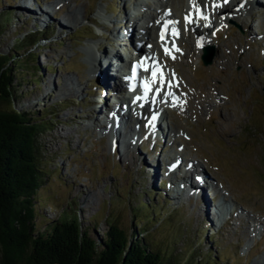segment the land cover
<instances>
[{
    "label": "rangeland",
    "instance_id": "rangeland-1",
    "mask_svg": "<svg viewBox=\"0 0 264 264\" xmlns=\"http://www.w3.org/2000/svg\"><path fill=\"white\" fill-rule=\"evenodd\" d=\"M54 1L56 6H53L51 2L46 5L51 11V13L48 12V15L53 20L55 33L49 42L42 41L38 45L39 49H37L38 46L35 48L39 50L38 58L41 64L40 75L35 76L38 77L39 82L32 84L33 78L29 76L28 81L25 80L26 84L21 89L24 93H22V98L19 101L16 100L15 103L11 101V104L19 110L31 112L43 110V112H50L51 117H53L51 130L46 131L42 136L48 159L51 160L47 165L50 175L39 192L45 200L42 204H37V210L40 214L39 220L53 219L56 214L58 215V210L65 206L71 208L74 203V207L78 210L85 224H89L93 220L98 221V234H102L106 230L107 216L113 217L124 228L131 231L133 211L130 207L137 206L142 201L150 203V200H155V204L160 206L155 209V219L149 216L150 221L157 223L155 228L152 225V238L161 244L162 249L166 251L175 250L178 253V261L181 263L185 262L187 257L190 258L191 262L188 264H204L216 257L215 264H228L231 261L234 264H253L258 257L264 255V239L260 244H255L263 236L260 230L264 228V65L262 62L264 60V34L261 33L264 23H259V19L263 20V18L254 16L248 25L244 24L245 28L243 27L242 30L228 18L225 24L216 26L212 30V34L219 33L220 38L214 37V42L211 43V45L215 44L216 54L212 64L205 65L199 56L201 47L193 45V34L189 35L188 44L186 41H182V44L185 45L183 46L180 43L182 34L177 27L182 19L188 18L199 22L200 27L204 23L205 26H208L211 15L209 17L206 10L210 9L211 1L215 0H197L203 9H206L204 12H201V6L195 3V0H179L180 2L176 3L177 8L171 4V0L168 1L174 9H177L176 15L178 17L174 19V29L171 34L176 35L178 42L170 53H166L164 46H162V56L163 59L166 58L167 63L160 58L156 60L157 66L162 68L160 94L152 99L149 97L152 96V91L149 90L144 94L146 97L143 101L133 100L135 107L139 105L147 110L141 111L144 113L143 118L140 117L141 112H139L138 118L141 120L147 118V113L152 115L155 112L154 109L159 108L160 105L170 109L165 108L171 112L170 117L167 114L169 118L168 128L166 129L160 124L166 135H158L160 139L157 149L154 148L153 139L148 137L150 129L145 124L146 120L142 121L145 128L141 126L137 128L133 123L128 130L125 127L122 128L124 130L123 138L134 127L131 130L134 139L130 143L133 144V150L138 155L136 159L128 157L125 162L123 148L121 149L122 145L120 144L121 147H119L116 141L111 143L109 140L103 139L97 128L102 125L100 118L103 115L101 110L103 106L108 107L113 115L115 113L121 115L122 112H119V107L125 106L120 103L121 98L117 96H113L115 105L116 100L119 101L115 109L114 104H112L111 96L115 94V91H112L114 88L112 86L116 80L119 82L115 76L116 71L110 70L112 83L109 84L101 81L99 73L101 72L100 69L106 68L109 60L112 59L113 64H115L114 55L117 52L118 54L122 53L124 59H128L129 55L135 52L134 47L136 46L133 47L132 45L136 39H128L129 28H134L136 21L140 22L146 18L145 9L155 13L158 4H156V0L71 1L72 5L79 8L78 20L74 25H69L66 18L65 26L54 11L58 7L61 8L62 2L60 0ZM218 2L211 9L212 17L216 8L221 4V1ZM12 3H14L13 0H2L0 11L13 10L12 8L15 7L10 5ZM138 3L142 5L148 3L150 8H147L148 5L146 4V8L138 12L137 7L134 6ZM165 5L164 3L162 8ZM59 8L58 10H60ZM196 8H199L197 14ZM40 11L41 9H39ZM132 11L136 13V20L133 21V25L129 21L125 23L126 13ZM182 11H184V15L181 13ZM256 11L259 13L264 11V7H260ZM151 12L148 13L151 14ZM238 13L241 16L239 18H242L245 10H243V14ZM14 16L11 17L10 21H6L1 28L3 33L0 36V51L3 53H9L14 41L17 40L16 38L22 37L27 31L24 27H20L27 15L20 14V19H16ZM104 16L106 19L103 18ZM61 18L64 19L63 16ZM256 18L260 29L259 36L255 31L257 26L254 19ZM44 19L47 20L48 17L44 16ZM159 21L157 20L158 24ZM27 22L30 23L28 29H34L32 22L30 20ZM93 22L97 25H92ZM153 22L154 18L152 19ZM112 24H114L113 31L115 32L118 29L126 30L128 26L125 32L127 36L125 43L119 44V40L114 38L113 34L111 35L110 30L106 31L104 25L111 26ZM194 25L198 26L196 23ZM199 26L198 28H200ZM61 28L65 31L61 32ZM190 29L195 34L193 27ZM204 29L205 31L208 29L207 35L211 36V29L206 27ZM135 30L134 32H136ZM202 30L200 29V32ZM66 31L74 36L69 37ZM85 31L89 33L88 37L81 36ZM234 31L238 32V40L231 36ZM185 32H187L186 28ZM229 32H231L230 35ZM100 34H104L105 37ZM202 34L205 35L204 32ZM183 36L187 38V33ZM226 38L234 41L233 48L235 50L238 48L239 54L235 52L236 54L232 56L229 53L228 59L234 61L225 68L216 42L224 48L226 42L223 39ZM254 40L262 41V46L260 48L257 47L258 45L254 46ZM100 46H106L104 49L107 56L100 59L98 69L94 67L96 70L93 72L94 77L92 79L96 81L102 92L100 98L99 96L95 98V102L98 104L91 108L93 105L91 107L85 105L87 101L94 98L93 94H88L93 83H91L92 79L89 74L91 67L87 59H93L94 55L99 57L102 52ZM107 47L110 50L116 48L117 51L113 52L110 57L108 56L110 50ZM227 47L234 50L230 46ZM228 48H226L227 52H229ZM146 52L147 50L143 51V53ZM182 55L184 57L189 55L190 59L181 57ZM178 57L180 60H168ZM240 60L241 63L238 62ZM179 61H181L182 67L181 65L177 67L183 71L181 69L176 70L180 74L175 71L173 66H170L176 67L175 64ZM58 67L60 68L58 69ZM29 69L28 67L27 70ZM223 70L226 71V76L219 77V73ZM58 76L69 82L70 91L64 88L61 93L54 92L57 88L52 83L57 82ZM208 78L215 84H224V90L216 91L212 96L209 93L203 94L200 87ZM195 84L199 88L194 89ZM88 95L90 96L88 97ZM209 97L217 102L210 103V107L205 102ZM83 99L85 102L82 101ZM109 99L111 100L109 101ZM65 101H68L67 105ZM106 102L108 103L106 104ZM111 106L113 110H110ZM3 107L4 104L0 102V109ZM133 107H131L130 113L135 109ZM93 112H96L95 115ZM87 113L97 127L91 126V120L87 117ZM112 114L106 115L113 118ZM136 114L137 110H133L132 117ZM221 117L227 118L223 124L218 122ZM107 119L110 121V126H108L110 128L112 122L111 119ZM129 119L131 121V118ZM109 128L105 129L110 132ZM156 131L159 133V128L155 127ZM162 148L165 149L161 150ZM159 157L162 162H160ZM144 159L150 162L156 159L154 164L149 167L155 176H151L150 172L145 173L147 171L142 167ZM187 159L195 162L190 163ZM168 161L169 164L181 162L180 170L184 166H189L191 172L188 179H186L188 175L183 174V172L182 174L186 176L184 178L186 179L185 182L190 185L189 188L198 190L194 200L192 197L190 201L179 205V207L176 206V200L172 202L171 199L168 200L169 197L166 195L155 194L156 198L150 196L155 188L159 189L160 177L158 175L161 164H163V171ZM196 161H200L201 164ZM178 170L177 167L174 174L177 180L171 181V187L174 190H171L168 184H165V190H167L168 195L171 193L181 199L180 196L188 194L190 190L182 186L181 172L179 173ZM196 173L204 174L202 176L206 177V180L201 178V174ZM160 174L162 175L161 172ZM156 176L158 178L155 179ZM215 176L219 178L217 180H220L221 183L215 182V179L213 182L216 184H212L211 181L216 178ZM190 177L195 178L194 183L189 182ZM203 196L209 199V206L212 205L215 196L218 197L216 207L218 209L220 205L222 209L219 215L215 217L218 223L223 220L224 215L226 218L230 217L221 228L217 225L212 228L214 231L217 229L220 231L217 230L216 234H212L211 242L213 243L209 242L208 234L210 233L204 228L202 221L205 219L202 217L203 215H210L209 211L203 209ZM211 209L213 211L212 206ZM212 211L211 215H213ZM144 219L146 220V218ZM248 225L250 226L249 230H247ZM260 247L263 251L256 256L252 255L254 250ZM191 248L193 252L190 254L189 249Z\"/></svg>",
    "mask_w": 264,
    "mask_h": 264
},
{
    "label": "trees",
    "instance_id": "trees-1",
    "mask_svg": "<svg viewBox=\"0 0 264 264\" xmlns=\"http://www.w3.org/2000/svg\"><path fill=\"white\" fill-rule=\"evenodd\" d=\"M6 21L0 20V36ZM42 34L28 32L16 38L9 53L0 51V264L191 263L189 257L181 263L175 250L162 249L152 238L157 223L150 221L153 208L145 201L130 207L131 231L107 216L106 230L98 234V221L85 224L74 205L65 206L53 219L39 220L37 204L45 202L39 192L50 175L51 160L42 136L51 130L53 117L43 110H19L11 101L22 98L29 76L32 84L39 82L35 48Z\"/></svg>",
    "mask_w": 264,
    "mask_h": 264
},
{
    "label": "bare ground",
    "instance_id": "bare-ground-1",
    "mask_svg": "<svg viewBox=\"0 0 264 264\" xmlns=\"http://www.w3.org/2000/svg\"><path fill=\"white\" fill-rule=\"evenodd\" d=\"M47 1L51 2V4H53V6L55 5V1L54 0H47ZM60 1L62 2V5H61V8H59V7L58 8L60 10H63V12H65V16H66V18L68 20V24L69 25H74L77 22V20H78L79 8L76 7L75 5H72L71 4V1H76V0H60ZM167 1H170V0H167ZM171 1H172V3H173L174 6H177L176 3L180 2L179 0H171ZM199 1H204V0H199ZM217 1H220V0H217ZM235 1H237V0H230V1H227V2H225L224 0H221V4L216 8L215 12L213 13V19L214 20H213L212 24H214V22L215 23L220 22L217 19V16L216 15L219 14L223 10L222 8H224V7L227 8L228 6H230ZM261 3H262L261 1H260V3H258V2L255 3L253 5V9H255V11L256 10H259L260 7H262ZM163 5H164V2L160 1L161 8H162ZM42 8L43 7H39V9H41V11L44 12V9H42ZM166 8H167V6L165 5L162 8V10H161V14H164L165 15V18H173V17L176 18V15L175 14H171L168 11V9H166ZM241 10L242 9L239 10L240 13L243 12V10L242 11ZM244 10H245V14L242 16V22H243V24H247L248 25V23H250V19L253 18L254 16L255 17L256 16L257 17H262L263 20H264V11H261L260 13L256 11L259 14H257V13L255 14L254 10H252V8L249 7V5H248L247 2H244ZM148 15H149V17H148L149 19L147 21L146 31H145L144 38L141 40V45L139 44L138 47H135V49H136L139 57L142 56V55H144V53H143L144 50H147V52H150V54H153L152 55V58H155V57L158 58L159 57L160 59H163L162 51L160 49V46H159L158 41L157 40H153L152 37H150L151 30L153 29V27H152V25H153L152 19L154 18V14L148 13ZM232 18H234L233 15H232ZM34 22L35 23L38 22L37 19H35ZM162 22L163 21H161V23ZM168 26L164 25V27H168ZM189 27H193V30H194L195 34L197 35L196 38L199 37L201 39V42L200 43L201 44H204V46L210 45L212 43V41L214 42V38L213 37L207 35L208 33L205 34V35H203L202 32H204V31L202 30L200 32V28H198V26H195L194 23H190L189 24ZM211 27L213 28L214 26H211L210 25L208 28H211ZM185 28L186 27H179V31L183 35H186ZM129 29L130 30L127 33L128 39L129 40L130 39H134V37H135L134 28H129ZM207 31H208V29H207ZM237 33L238 32L234 31L231 34V36L234 37L235 40H238V34ZM261 33L264 34V30L263 29L261 30ZM198 34H202V35L201 36H198ZM223 40H225V42H226L224 48L220 47L219 44H218V42H216V43H217V46H218L217 48H219V51H220L221 56L223 58V65H225V68H226L230 64H232L231 62L234 61V60L231 61V60L228 59V57H227L228 54L230 53L232 56H234L236 54L235 52H237L239 54V51H238V48L235 47L236 50L233 48L234 41H230L227 38L226 39H223ZM131 45H132V42H131ZM227 46H230L234 50H231ZM226 48L229 49V52H227V49ZM100 50L102 52H101V55H99V57L97 55H94L93 56L94 63H95V68H97V69L99 68L98 66H100V63H99L100 62V59L103 58V56H104V58H106V56H107V53H106V50L104 49V47H100ZM117 55L119 57L120 54H118V52H117V54L114 55V58H116ZM128 62H129L128 59L127 60L126 59H123V61H122V63H124V65L125 64L127 65ZM238 62L241 63V60L238 61ZM118 69L121 70V66L120 65H117V64H113L112 59L109 60L108 61V64L106 65V68L105 69L103 68V70L100 69L101 72L99 74H100V77H101V81H103V83H105V84L112 83L111 82L112 77H111L110 70L118 71ZM220 76L221 77L226 76V71L223 70L221 73H219V77ZM117 78H118L119 82L116 80L117 82L115 81V83H113V86L111 85L112 87H114L112 89V91H115V94L116 95H119V93H121V94L124 95V94H126V92L128 90H127V88H123L124 85L122 84V80L120 79V77H117ZM56 81L57 82L52 83V85H54V87L57 88L54 92L61 93V91L64 88H66L68 91L71 90V87H70L69 82L67 80H64L61 76H58L57 79H56ZM50 82L51 81L49 80V83ZM193 88L194 89H197V88H199V86L197 84H195ZM200 88L203 90V94L204 93H209L210 96H212L216 91H223L224 90V84H221V83L215 84L214 82L211 81L210 78H208V79H205L204 80L203 85ZM124 98H126L125 101L120 100V103H123L124 105H125V103H127L126 104L127 105L126 109L128 111L126 113H121V115L118 114V113H115V115H113L114 116L113 118H111V116L109 117V115H108V118L111 119V122H112V125L109 128V130H110L111 133H114L113 134L114 135V141H116L119 145L122 142L121 141L122 135H121V131L118 130V128L123 126V128L125 127L128 130L129 128L132 127V119L130 121L129 118H131L130 117V115H131L130 110L132 109L131 107L134 106L132 104V99L133 98L130 95L128 97L124 96ZM110 100L111 99H109V101ZM205 102H207V106L208 107L211 106L210 103H217V102H215V100L211 99L210 97L208 99H206ZM107 103L108 102H106V104ZM110 108H111L110 110H113L112 106ZM167 109L164 108L165 111ZM209 110H210V108H209ZM142 111H143V109H142ZM143 112L140 113V117L141 118H143V115H144ZM166 112L168 114V117H170V111L168 112V110H167ZM93 113L95 115L96 112H93ZM102 114L104 115L103 112H102ZM226 121H227V118L221 117L218 122L220 124H223ZM154 122H155V127H157V129L159 128V130H160V132L158 134H161L160 136L166 135V133L162 130V127H160V123H159L160 121H159V119H157V120L155 119ZM168 132H169V130H168ZM122 144H123L122 145V148H123V159H124L125 162L127 161L126 159L128 157L129 158H132V159H136L138 157V155L133 150V144L132 143H122ZM159 174H160V171H159ZM196 174H199L200 175L201 173H196ZM202 175H204V174H201V178L203 180H206V177L204 178V176H202ZM198 187H201V186L198 185ZM202 191H203V189H202ZM203 201H204V208H203L204 211L207 210V212L209 211V213H210L211 212V210H210L211 209V206H209L210 205L209 199H207L206 197H204L203 198ZM253 264H264V255L258 257L253 262Z\"/></svg>",
    "mask_w": 264,
    "mask_h": 264
},
{
    "label": "snow or ice",
    "instance_id": "snow-or-ice-1",
    "mask_svg": "<svg viewBox=\"0 0 264 264\" xmlns=\"http://www.w3.org/2000/svg\"><path fill=\"white\" fill-rule=\"evenodd\" d=\"M225 2H227V0H225ZM162 38H163V34H162ZM166 53H167V50H166ZM157 75L156 72H153V76L155 77ZM146 90H147V86H146ZM153 119H155V117H153Z\"/></svg>",
    "mask_w": 264,
    "mask_h": 264
},
{
    "label": "water",
    "instance_id": "water-1",
    "mask_svg": "<svg viewBox=\"0 0 264 264\" xmlns=\"http://www.w3.org/2000/svg\"><path fill=\"white\" fill-rule=\"evenodd\" d=\"M210 61V59H206V63H208Z\"/></svg>",
    "mask_w": 264,
    "mask_h": 264
}]
</instances>
